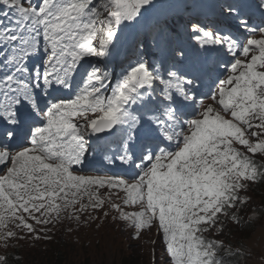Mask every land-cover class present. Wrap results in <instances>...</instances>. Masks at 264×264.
<instances>
[{
  "label": "snow or ice",
  "instance_id": "6c2138e0",
  "mask_svg": "<svg viewBox=\"0 0 264 264\" xmlns=\"http://www.w3.org/2000/svg\"><path fill=\"white\" fill-rule=\"evenodd\" d=\"M217 9L0 0V264L11 241L109 217L154 228L165 264H247L257 232L264 259V203L243 215L264 184V0Z\"/></svg>",
  "mask_w": 264,
  "mask_h": 264
},
{
  "label": "rangeland",
  "instance_id": "374dc122",
  "mask_svg": "<svg viewBox=\"0 0 264 264\" xmlns=\"http://www.w3.org/2000/svg\"><path fill=\"white\" fill-rule=\"evenodd\" d=\"M158 3L160 11L167 16L176 5L174 0H158ZM246 195L251 196L252 201L246 206L243 213L245 217L251 215L248 209L253 206L260 208L264 193L255 194L250 191ZM102 211L95 215L102 217ZM95 224V228L89 227L87 230H81L76 223L67 220L55 227L50 225L47 233L49 239L36 240L29 237L21 241H11L7 254L22 264H123L126 258L130 261L137 260L138 264H165L161 237L154 228L143 231L138 240H133L130 239L128 232L133 233L134 230L126 222H113L109 217L101 218L93 223ZM234 227V224L227 222L224 232L231 231ZM220 236L215 238L219 240L226 238ZM227 238L230 240L233 237ZM252 249L251 259L247 264H257V261L264 264V259L259 256L260 247ZM0 254H3L2 246H0Z\"/></svg>",
  "mask_w": 264,
  "mask_h": 264
},
{
  "label": "trees",
  "instance_id": "16d2710c",
  "mask_svg": "<svg viewBox=\"0 0 264 264\" xmlns=\"http://www.w3.org/2000/svg\"><path fill=\"white\" fill-rule=\"evenodd\" d=\"M259 163H264V161H258ZM254 188L256 189L255 191H252L253 193H255L256 194V192H259V193H264V184H261L258 188H257V186H255L254 185ZM262 203H264V196L262 197V200H261V204ZM237 232V230H236V226L234 227V228H232V230L231 231H226V232H224L223 233V235H221L220 237H226L225 239H224V241L226 242V244H228V243H231L232 244V246L233 247H235V245H236V243H237V240L238 239H235V237H239V236H237V235H231L230 233H232V234H235ZM225 234V235H224ZM259 232H257L256 233V238L255 239H253L252 241H250V242H248L246 245H245V247L246 248H250L251 250H253L252 248H258V247H260L261 248V244H260V242H259ZM227 237H233L232 239H230L229 240V238H227ZM10 257V256H9ZM132 260V259H131ZM10 264H22L20 261H18L17 259L16 260H13L11 257H10ZM123 264H138L137 263V260H135V261H130L129 260V258H126V259H124L123 260ZM251 264H253V263H251Z\"/></svg>",
  "mask_w": 264,
  "mask_h": 264
}]
</instances>
